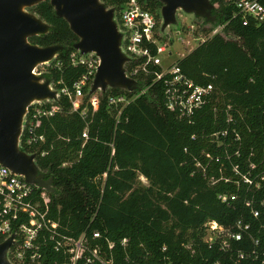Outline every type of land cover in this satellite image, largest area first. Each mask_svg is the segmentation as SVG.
Instances as JSON below:
<instances>
[{
    "label": "trees",
    "instance_id": "obj_1",
    "mask_svg": "<svg viewBox=\"0 0 264 264\" xmlns=\"http://www.w3.org/2000/svg\"><path fill=\"white\" fill-rule=\"evenodd\" d=\"M142 1L159 11V0ZM211 1L216 20L208 27L204 21L197 31L225 24L230 37L212 35L179 59L189 78L214 87L211 101L191 122L164 107L161 83L130 101L119 121L108 96L133 93L107 88L95 112L86 103L87 119H82L61 92L71 89L85 69L71 63L78 38L50 0L27 8L50 25L48 33L29 41L65 46L41 73L58 90L57 99L41 102L55 109L35 124L44 140L23 147L53 178L55 192L37 188V194L48 198L51 217L66 233L77 236L89 225V233L101 232L100 241L112 240L114 264H233L238 250L245 252L239 264L264 259V23L243 25L231 3ZM89 96L85 91L81 108ZM223 193L238 196L225 204L218 198ZM251 207L259 209L258 217ZM238 220L249 228L241 230L240 240L227 238L226 250L220 248L221 238L211 246L203 240L207 222L238 231Z\"/></svg>",
    "mask_w": 264,
    "mask_h": 264
},
{
    "label": "built area",
    "instance_id": "obj_2",
    "mask_svg": "<svg viewBox=\"0 0 264 264\" xmlns=\"http://www.w3.org/2000/svg\"><path fill=\"white\" fill-rule=\"evenodd\" d=\"M100 1L116 10L122 33V50L130 57V61L126 63V75L140 83V89L133 91L131 95L116 93L108 96V104L117 110L116 121L120 120L123 108L130 101L147 93L155 83H161L164 107L175 112L179 118L191 122L194 114L211 101L214 87L211 82L199 84L189 78L182 71L179 59L212 35L223 34L225 24L212 28L208 33L197 31L200 24L196 22L183 26L180 31L184 35L180 37L181 43L187 40L189 43L193 42L194 46L179 53L174 61H167L166 58L172 55V51H169L171 42L159 32V11L147 8L142 0H124L119 3L116 0ZM227 1L234 6L236 14L240 15L243 25L264 23V0ZM99 62V57L94 53L81 54L77 50L71 53V63L82 65L85 69L71 89L64 87L61 92L70 98L72 109L79 110L82 119H87L86 103L91 105V113L99 105L100 91H97L88 97L85 106L81 108L85 91L88 92L91 86ZM54 110L43 107L41 102H34L29 106L19 140L22 149L44 140L42 134L35 132V124L39 118L53 115ZM88 126L89 121H86L81 132L84 139L88 137ZM242 178L244 182L252 183L248 175H243ZM36 189L23 176L0 164V243L12 238L6 252L10 264H114L111 249L115 243L112 240L100 241L101 232L92 229L89 233V225L77 236L66 233L61 222L51 217L48 198L44 193L40 197ZM237 196L223 193L218 198L222 203L230 204ZM259 212V209L251 207L254 217H258ZM236 226L240 230L231 231L214 221L207 222V233L203 240L211 246L213 241L221 238L220 248L226 250L230 245L227 238L240 240L241 230L248 229L249 223L238 220ZM254 242L258 244L257 239ZM120 243L126 245L127 238H122ZM189 245L190 243L185 244ZM236 253L233 264H239L245 255L242 250ZM261 264H264V259Z\"/></svg>",
    "mask_w": 264,
    "mask_h": 264
},
{
    "label": "water",
    "instance_id": "obj_3",
    "mask_svg": "<svg viewBox=\"0 0 264 264\" xmlns=\"http://www.w3.org/2000/svg\"><path fill=\"white\" fill-rule=\"evenodd\" d=\"M44 0H0V164L37 188L54 193L53 178L38 168L35 153L20 147V137L29 106L55 100L58 90L36 71L50 63L65 46H40L29 38L46 34L50 25L27 8ZM162 29L176 21L178 10L202 18L209 26L216 20L211 0H159ZM55 14L63 17L77 36L73 48L81 54L94 53L99 65L88 95L107 88L133 92L140 83L126 75L130 57L122 50V33L115 8L100 0H50ZM216 27V26H215ZM214 28V27H213ZM12 238L0 243V264H10L6 252Z\"/></svg>",
    "mask_w": 264,
    "mask_h": 264
},
{
    "label": "rangeland",
    "instance_id": "obj_4",
    "mask_svg": "<svg viewBox=\"0 0 264 264\" xmlns=\"http://www.w3.org/2000/svg\"><path fill=\"white\" fill-rule=\"evenodd\" d=\"M215 9H216V5H215ZM115 20L116 23L118 24L119 27V21L117 19V17L115 16ZM198 23L200 25H204V21L202 18H198L195 15L191 14V13H187L181 10H178L177 14H176V21L170 25H168L165 29H162V26L160 24L159 26V32L160 34L164 37L170 40L171 45L169 48V51H172V55L168 56L166 59L167 61H174L175 59H177L179 57V53L181 52H185L187 49L191 48L194 46V43H181L180 41V37H184V35H181L183 33H180L181 29L183 26L185 25H189L191 23ZM205 26H209L207 23ZM120 28V27H119ZM121 30V28H120ZM224 35L226 37H230L229 35H227V32L225 33L223 31ZM49 63L47 64H41L37 67L36 71L38 73H45L46 69L48 67ZM39 68V69H38ZM40 70V71H38ZM99 92V91H98ZM139 182L143 183L144 185H146L148 182L146 180L145 177L140 176L139 177Z\"/></svg>",
    "mask_w": 264,
    "mask_h": 264
},
{
    "label": "bare ground",
    "instance_id": "obj_5",
    "mask_svg": "<svg viewBox=\"0 0 264 264\" xmlns=\"http://www.w3.org/2000/svg\"><path fill=\"white\" fill-rule=\"evenodd\" d=\"M185 43H187V44H188L189 42L186 40V42H185Z\"/></svg>",
    "mask_w": 264,
    "mask_h": 264
}]
</instances>
